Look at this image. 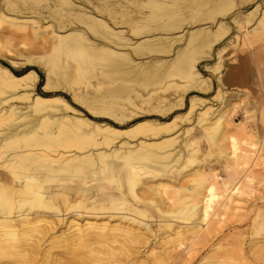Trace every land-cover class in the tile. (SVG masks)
Segmentation results:
<instances>
[{"label":"bare ground","instance_id":"6f19581e","mask_svg":"<svg viewBox=\"0 0 264 264\" xmlns=\"http://www.w3.org/2000/svg\"><path fill=\"white\" fill-rule=\"evenodd\" d=\"M202 1L190 0L187 5L194 7ZM167 3L168 0H133L132 5L122 4L125 10L121 12L103 0L101 7L96 6L98 15H93L95 10L91 11L83 4L74 5L73 0H51L47 5L50 13L46 17L56 20L59 28L54 24L43 26L41 20L24 14L11 17L10 23L15 30L29 32L48 42L45 56L19 58L45 69L44 88L68 90L76 98L78 94L73 82L93 71L91 77L95 82L88 80L86 85L93 89V93L81 101L91 111L115 115L114 110H119L124 101L133 105L136 100L145 103L171 85L183 87L178 78L187 83L184 84L186 87L197 91L204 89L207 82L197 68V53L210 54L229 33V24L241 27L240 19L233 14L224 18L232 7L230 2L212 0L198 18L189 21L190 25L198 26L188 30L186 45L174 50L170 59L156 60L142 67L141 63L134 61L135 54L170 53L173 49V38L152 37L156 32L184 30L187 19L174 18L171 9H168L171 14L168 20L158 25L150 23L153 17L157 18L156 9ZM128 6L132 7H129L131 10ZM144 7L152 9L146 12ZM103 11L116 22L117 14L121 12L129 24L132 38L143 39L132 41L126 35L128 31L111 27L99 17L104 16ZM217 11L222 15L217 16ZM258 12L259 5L243 16L245 23L256 20L254 31L264 28V14L262 12L263 15L258 17ZM0 13L8 17L2 10ZM66 15L80 19L87 30L72 26L62 33ZM204 21L210 24L203 25ZM87 32L100 41L91 40ZM125 45L132 46L131 52L119 50ZM223 50L224 47L220 48L218 53ZM13 61L17 62L14 58ZM38 79L35 69L15 74L0 64V92L7 93L0 97V160L3 159L0 168L8 170V176L0 171V264L2 257L11 255L23 264H34V258L27 259L30 255L24 253L19 237L28 240L25 244L39 247L44 238H50L51 232L65 222L67 229L62 237L69 244L88 245L97 240L110 247L113 242L120 241L122 250L129 256L132 243L149 242L148 236L154 233L149 221L156 210L160 227H173L175 237L185 236L200 242L208 240L211 234L220 241L228 237L229 232L226 233L223 225L218 228L209 226L210 218H218L236 205L240 207L239 198L244 193L240 179L237 182L220 180L213 172L193 184L184 185L186 174L177 172L176 175L169 170L170 162L181 158L183 147H192L201 136L212 143L219 137L227 139L228 145H223L222 155L234 161L244 159L242 163L248 164V151L240 149L238 139L225 130L227 111L219 112L216 120L210 122L201 134L194 130L192 140L183 138L178 146L173 147L177 137H171L170 132L177 127L178 119L190 117L206 98L193 95L188 110L172 119L147 118L127 128H119L78 116L77 109L61 95L35 93ZM153 84L157 86L146 88ZM184 92H179V105L183 103ZM241 103L234 102L228 111L238 108ZM210 112V109L199 112L194 124L202 126L209 119ZM135 137L137 139L132 142ZM118 141L121 143H116ZM93 179L96 182L91 184ZM105 181L115 185L111 187ZM130 194L131 201L127 198ZM80 197L86 198L83 200L84 209L73 210L82 204ZM60 198L67 204L69 213L66 215L57 205ZM74 198L79 201L74 203ZM80 218L83 222L79 221ZM56 238L61 237L54 235L50 239L55 241ZM243 248L240 246L241 264H264V248L252 260ZM193 253L194 247H191L184 254V261ZM228 259L233 256L229 254L222 258L223 261ZM98 261L104 264L102 258ZM65 264L91 263L75 256Z\"/></svg>","mask_w":264,"mask_h":264},{"label":"rangeland","instance_id":"374dc122","mask_svg":"<svg viewBox=\"0 0 264 264\" xmlns=\"http://www.w3.org/2000/svg\"><path fill=\"white\" fill-rule=\"evenodd\" d=\"M0 0V6L3 13L8 17H3L0 13V64L7 66L15 74H22L29 69H35L39 74V79L36 81L34 92L44 95H61L65 97L69 103L77 109L76 114L81 117H88L98 123L110 124L119 128H127L136 122L150 118L152 120L165 121L172 119L177 114H184L190 105V98L198 94L206 101H203L191 115L184 119H178L177 127L170 132L171 137H177L175 144L178 146L181 139H191L194 130L201 134L202 130L208 127L210 122H213L218 117V113L226 112L225 130L228 135H233L238 139L239 147L242 150H247L249 154L248 164H243L244 159L234 161L226 159L222 153L223 145H228L227 139L221 137L216 138L215 143L209 141L205 136H201L195 140L192 147H183L182 156L177 161L170 162L169 170L174 172H183L186 174L183 184H193V182L201 179L204 175L215 173L220 180L230 179L237 182L240 179V187L243 188L244 193L239 198L240 207H232L225 211L222 215L210 218L209 226L223 225L228 237L222 241L217 240L214 234L209 235L208 240L200 242L199 239L193 241L191 238L175 237L173 227H160L159 212H154V217L150 219L154 233L149 237V242L132 243L129 256L125 255L122 250L121 242H113L112 246L108 247L97 240L91 241L88 245L73 243L72 245L62 237L63 232L67 229V224L60 223L55 230L51 232L52 236L61 237L51 241L49 237L44 238L39 247L29 246L25 244L28 240L24 237L20 238L24 253L27 252L29 261L31 258L34 264H65L73 257H78L88 261L91 264H101L98 258L104 260V264H241L240 246H243L244 251L247 252L249 259L261 252L264 248V28L255 30L256 20L245 23L243 16L257 5H259L258 17L264 14V0H221L227 1L232 5L231 9L226 12L224 18L233 14L241 21V27L234 24H229L230 31L210 54L203 52L197 53V68L204 78L206 84L204 89L197 91L189 86H184L187 83L181 82L183 87L179 85H171L165 90L154 94L149 102L135 101V105L123 102L119 110L115 109V115L98 113L94 110H89L81 100L87 99L93 93V89L87 88V82H95V78L91 77L93 71L86 73L84 76L75 80L73 86L76 89L78 96L73 97L72 92L55 87H43L46 80L45 69L39 64L26 63L19 59L21 56L25 57H43L48 52V42H44L42 38L35 37L29 32L22 30H15L10 23L11 17H16L17 14L32 16L36 20H41L43 26L54 24L58 27V22L53 18H48L49 9L47 7L51 0ZM103 0H73L74 5L83 4L89 10H95L93 15H98L96 6L101 7ZM110 6L123 9L122 4H131L133 0H107ZM190 0H168L166 6L157 8V18H152L150 23L158 25L161 22L170 18V13H174L173 17L178 19H187L184 21V30L173 31L170 33L156 32L152 37L170 36L172 39V51L170 53H150L147 55H134V61L141 63L142 67L149 66L156 60L163 62L164 60L173 57L174 50L182 47L185 44L186 35L189 29L195 28L198 25H190L189 21L198 18L201 12L206 10L212 3V0H203L202 3L189 6ZM51 4V3H50ZM132 5V4H131ZM131 6H128V9ZM151 7H144L146 12L151 11ZM74 12V11H72ZM117 14V22L112 19L107 12L99 17H102L108 24L116 30L128 31L129 24L126 18L122 17V13ZM263 12V14H262ZM217 16L222 13L217 11ZM74 14V13H73ZM101 14V13H99ZM132 14L137 15L135 12ZM9 19V21H8ZM206 22V21H204ZM188 24V25H187ZM206 22L203 25H209ZM77 26L86 31L85 25L76 17L65 16V27L63 32L69 30L70 27ZM91 40L100 41L87 32ZM126 35L132 38L131 31ZM182 37L178 40L177 38ZM143 38L135 37L132 41L142 40ZM132 46H120L119 50L123 52H131ZM224 50L221 54L218 53L220 48ZM13 58L17 61L14 62ZM81 60H85L82 58ZM176 78V77H172ZM169 79V78H168ZM166 82V79L163 80ZM190 85V84H189ZM157 85H149L147 89L156 87ZM185 88V89H184ZM142 90H146L142 87ZM185 90L182 105L178 104L180 97L179 92ZM90 94H89V92ZM7 93L0 92V97H4ZM234 102H242L238 108L229 109ZM20 103V102H19ZM210 109L208 120L201 126L194 124V119L199 112ZM69 114H72L69 112ZM193 128V129H192ZM192 129V130H190ZM189 130V131H188ZM186 131V132H185ZM140 136V135H139ZM127 139V138H125ZM132 138V142L135 141ZM192 140V139H191ZM121 143V142H116ZM178 148V147H177ZM3 159L0 160V162ZM4 175L8 176L4 168H0ZM168 174V172H166ZM102 177H105L104 175ZM144 180H148L143 177ZM9 181V179H8ZM76 182V181H75ZM96 180L90 183L94 184ZM107 185L111 187L115 185L114 182H108ZM167 182V181H166ZM169 185L173 182H167ZM175 184L177 181L174 182ZM126 188L129 185L124 184ZM157 195V199L160 197ZM130 201L132 195L127 197ZM82 204L74 208L84 209L83 200L85 197H80ZM79 199H73L76 203ZM63 214H68L69 210L60 198L57 202ZM172 217V216H171ZM220 220V221H219ZM80 222L83 220L80 218ZM114 223V220H112ZM232 225V226H230ZM204 228V227H203ZM203 229L202 232H204ZM50 234V233H49ZM48 234V236H49ZM48 239V240H47ZM31 241V240H29ZM50 241V243H49ZM32 242V241H31ZM45 242V243H44ZM194 242V244H193ZM255 245H252V244ZM242 244V245H240ZM194 247V253L190 258L186 259L188 249ZM249 247L251 249H249ZM93 250V251H92ZM167 250L171 253L167 254ZM153 252V253H152ZM231 254L233 259L223 261L222 258ZM182 255V256H181ZM181 256V257H180ZM180 257V258H179ZM2 264H23L21 260L15 258L13 255L4 256L1 259ZM53 260L57 261L56 263ZM59 262V263H58Z\"/></svg>","mask_w":264,"mask_h":264}]
</instances>
